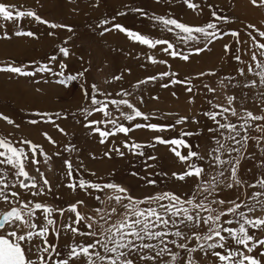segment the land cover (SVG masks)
<instances>
[{"label": "rangeland", "instance_id": "rangeland-1", "mask_svg": "<svg viewBox=\"0 0 264 264\" xmlns=\"http://www.w3.org/2000/svg\"><path fill=\"white\" fill-rule=\"evenodd\" d=\"M0 2L15 5L16 10L30 9L44 20L67 25L73 29V32H68L67 29H49L47 25L36 23L28 17L15 23L0 20V24H4V27L0 28V67L12 64L14 66H28L26 70H32L38 66L35 62H39L49 64V67L53 69V72L37 73L33 77H21L0 72V114L11 118L20 125V128L16 129L13 125H8L5 121L0 120V135L6 136L16 146H19L21 138L29 139L40 145L44 152L51 157L48 163H45L44 157L38 154L37 158L40 163L35 166L29 164L26 169L31 175L38 178V173L35 171V168L38 167L51 183V195L36 197L37 201L45 202L50 206L66 208L69 204L75 203L76 200L83 199L87 206H79L78 211L81 214L94 217L97 216L94 211L95 208L110 210L116 206L115 201L111 203L105 201L101 204L84 192L69 190L65 186L69 181L64 175L66 171L63 167L64 160H70L74 168L80 169L79 175L74 172V180L84 178L99 183H115L127 188L130 194L137 198L164 191H171L182 198H187L191 195L195 183L198 181L193 180V178L178 181L172 177L171 173L182 172L184 165L169 150L170 146L157 144L155 148L143 149L145 156H133L127 149L123 148V142L128 140V142L135 141L148 144L153 142L151 138L154 135H162L165 139H172L179 138L181 130L199 132L200 135L186 136L184 139L192 145V150L206 156L212 148L216 147L214 139L210 138L213 134L208 131L209 128H215L216 124L203 113L220 110L213 109L208 101L229 107L226 97H236L231 107L237 110L238 115L231 116L230 113H225L227 121L222 116H218L217 119L221 122L230 121L236 124L238 128L243 123L239 117L245 111H250L254 115H264V111H262L264 104L260 103L259 99V93L264 92V88L242 87L243 84L251 80H256L258 85V77L251 73L240 76L237 71L239 68H244L247 71L248 64L254 66L249 51L251 39L248 33L251 29H248L247 25L253 24L256 28L264 31V7L253 6L249 0H192L193 3L200 5L196 11L187 8L183 0H160L159 3L157 0H0ZM132 8L143 9L149 16L171 17L191 26H203L211 20L218 24L222 32H239V39L242 43L237 44L231 35L222 36L221 39L214 40L206 51L195 54L194 49L204 47L206 43L202 36L199 43H181L176 35L178 30L173 29L172 32L162 30L159 25H154L150 19L141 16L140 13L130 11ZM213 11L219 16L227 17L228 22L215 21L211 16ZM121 12L125 15H117ZM113 17H115L114 20ZM101 20H109L110 23L100 25ZM113 24H120L151 39L168 40L174 44L173 50L184 54L191 53L189 60L173 58L159 50L166 45H157L156 49H151L146 45H140L129 40L125 34L117 30L104 32V35H100L105 28H111ZM97 25L100 26L97 27ZM17 28L23 31H31L35 33V36H15L13 33ZM49 31L55 34L49 36ZM4 32L8 33L9 38H3ZM253 35H256L257 39H261L256 33ZM225 44L229 45L228 52H225ZM59 47H67L69 56L64 57L59 53ZM237 48H240V52L236 51ZM52 55L56 56V61L50 62L49 58ZM235 55H240L241 60H235L233 58ZM149 56H153L157 60H165L167 63L153 64L148 60ZM61 63L67 65L64 70L65 75H76L83 71L84 76L71 81L67 87L57 84L56 81L61 77L55 73L60 71L59 65ZM161 72H174L177 74L173 77L174 79L186 81V83L170 84L168 88H163L161 84L170 83V78L165 77L162 80L158 79L142 84L138 88L133 87L138 81L158 75ZM201 73H205V75L201 76ZM115 76H121L122 79L116 81L113 79ZM234 84L238 86L233 87ZM93 85L98 89L96 94L98 99H128L140 111L151 117L149 121L137 118L132 122L133 124L174 125L180 116H187L189 120L183 125H176L175 130L170 129L163 133H154L148 129H138L129 133L128 137L121 133L115 137H109L105 144H100L99 134L90 132L89 128L84 127V125L88 123V120L106 118L103 117L102 113L93 112L92 116L85 120L80 112V109L89 106V101L83 97L82 87L83 90L91 93ZM187 87H192L193 91L187 92L185 90ZM37 88L41 91L37 92ZM208 88L215 89V92H209ZM121 91H127L131 95L127 97L118 96L117 93ZM190 99L193 101L192 103H189ZM121 110L129 111L125 106H121ZM109 111L112 112L113 118L119 117V112L114 105L109 104ZM44 112L52 117L55 124L64 129L63 133L53 124L45 123L41 117L34 115ZM56 113H60L61 117H56ZM192 117H195L199 123H193ZM29 119H37L40 122L31 125L27 123ZM120 122L125 126H130L128 121L121 119ZM258 124L264 126V120L251 121L250 126L241 131V135L236 137L235 141H225L224 137L216 136L217 139L225 143L226 147L236 149V151L231 152L230 156L229 153L225 152L222 158L240 161L238 176L247 184H255L258 180L264 179V139H260L259 143L253 139L254 137H264V131H257ZM97 126L102 130L112 129L110 124ZM44 132H47L56 141L55 145L42 135ZM225 135H227V131H225ZM244 137L248 138L246 142ZM65 145L74 146L75 151L65 150ZM113 146L121 147L125 156L120 157L111 153L109 157H105V151ZM24 147L27 151V146ZM178 150L183 155L187 154V149L180 148ZM56 152H60L61 155H53ZM148 155L155 156L157 159L155 161L146 160ZM146 163L151 164L152 167L147 168ZM196 163L206 168L208 174L204 176L205 180L210 179V176L215 174V169L208 168L207 161H196ZM8 171L7 180H16L17 178L11 174L14 170L9 169ZM92 172H95L96 175L92 176ZM133 172L138 175L133 176ZM147 179L155 180L156 184H147ZM9 190L20 191L18 188ZM255 190H259L258 187ZM253 191L254 189L247 188L245 185L239 189L229 190L225 188L217 192L215 196L217 199L225 200L239 197L237 203L243 201L245 204H251L253 202L248 197ZM108 194L111 192L107 190L106 192L94 193V195L101 196L102 200ZM23 198L28 200L31 197L30 194L25 193ZM146 206L143 205V207ZM228 206L230 205L226 204L224 207ZM212 207L218 208L217 205H212ZM7 208L8 205L0 204V209ZM118 210L123 211V209ZM241 210L252 218H264V208L260 206H256L252 213L248 212L247 207H242ZM69 215L73 214L66 213L64 217L57 215L55 217L58 221L57 227H59L61 220L70 223ZM201 215H207V213H201ZM228 218L231 217H225V219ZM118 219L121 217L113 215L110 222H115ZM93 228L97 232L102 231L99 224H94ZM251 231L255 232L257 238H264V230ZM52 242L63 246L68 241L61 237L59 240L52 238ZM152 243L156 242L152 241ZM189 243L191 246L195 244L194 241ZM170 247L173 251H181L175 246L170 245ZM259 251H264V248L258 249L257 255ZM181 255L184 256L185 254L181 251ZM193 256L198 264H211L214 259L211 256L205 257L202 252L194 253ZM165 259L169 258L165 257Z\"/></svg>", "mask_w": 264, "mask_h": 264}, {"label": "snow or ice", "instance_id": "snow-or-ice-1", "mask_svg": "<svg viewBox=\"0 0 264 264\" xmlns=\"http://www.w3.org/2000/svg\"><path fill=\"white\" fill-rule=\"evenodd\" d=\"M157 2L159 3L160 0H157ZM249 2L256 7H264V0H249ZM183 3L193 11L200 8V5L193 3L192 0H183ZM130 11L140 13L141 16L150 19L154 25H159L162 30L169 32H172L173 29L178 30L176 35L181 43H199L202 36L206 43L204 47H196L194 49L195 54L206 51L214 40L221 39L222 36L231 35L235 38L237 44L242 43L239 39V32H222L218 24L211 20L203 26H191L163 15L149 16L140 8H132ZM117 15L122 16L125 13L121 12ZM211 16L215 21L228 22L227 17L219 16L215 11L211 13ZM25 17L33 19L36 23L45 24L49 29H67L68 32H73L70 26L51 23L42 19L35 11L30 9L16 10L15 5L0 2V20L15 23ZM114 19L115 17H113ZM109 23V20L100 21V25ZM100 25H97V27ZM3 27L4 24H0V28ZM247 27L251 29L248 33L251 39L249 51L254 66L248 64L247 71L244 68H239L237 71L240 76L251 73L259 80L258 85L256 80H251L243 84L242 87L264 88V59H258V57L264 58V42H261L264 40V31L256 28L253 24H249ZM113 30L125 34L129 40L140 45H146L151 49H156L157 45H166V47H161L159 50L173 58L178 57L181 60L188 61L191 55V53L184 54L173 50L175 46L168 40L151 39L120 24H113L111 28H105L100 35ZM253 33H256L261 39H257V36ZM54 34L52 31L48 32L49 36ZM13 35L34 37L35 33L17 28ZM3 38H9L7 32H4ZM224 49L225 52H228L229 45L225 44ZM58 51L64 57H68L70 54L67 47H59ZM236 51L240 52V48H237ZM233 58L237 61L241 60L240 55H235ZM148 60L153 64L167 63V61L157 60L153 56H149ZM49 61H56V56L52 55ZM35 63L38 66L32 70H26L28 66L7 64L0 67V72H7L21 77H33L37 73L53 72L49 64ZM59 68L60 71L55 75L61 78L56 83L64 87H67L71 81H75L78 77L84 76L83 71L76 75H65L64 70L67 65L64 63H61ZM85 71L87 70L85 69ZM176 75L174 72H161L158 75L149 76L138 81L133 87L138 88L142 84L158 79L162 80L165 77L170 78V83L161 84L163 88H168L170 84L186 83V81L174 79L173 77ZM200 75L203 76L205 73ZM113 79L119 81L122 77L115 76ZM232 86L237 87L238 85L234 84ZM185 90L191 93L193 88L187 87ZM39 91L41 89L37 88V92ZM208 91L215 92V89L208 88ZM82 92L84 99L89 101V106L80 109L85 120H88L93 112L102 113L103 117L106 118L88 120V123L84 125V127L89 128L90 132L99 134L100 144H105L109 137H115L121 133L128 137L129 133L138 129H148L154 133H163L170 129L175 130L176 125H183L189 120L187 116H180L176 119L174 125L133 124L132 122L137 118L149 121L151 117L140 111L128 99H98L96 95L98 89L95 85L92 86L91 93L83 90V87ZM117 95L127 97L131 93L121 91ZM226 99L229 107L208 101L213 109L220 110L205 111L203 113L204 116L216 124L215 128L208 129L209 133L213 134L210 138L214 139L216 147L212 148L206 156L192 150V145L184 139L186 136L200 135L199 132L181 130L179 138L165 139L162 135H154L151 138L153 142L148 144L135 141L128 142V140H125L122 144L123 148L127 149L133 156H145L143 149L155 148L157 144L170 146L169 150L184 165V170L180 173L172 172V177L178 181H185L188 178L198 181L195 183L191 195L187 198H182L171 191L137 198L131 195L127 188L115 183H99L84 178L74 180V172L79 175L80 169L74 168L70 160H64L63 167L66 169L64 175L69 181L65 186L69 190L84 192L101 204L105 201L108 203L115 201L116 206L110 210L95 208L96 217L84 215L78 211L79 206H87L83 199L76 200L75 203L69 204L66 208L50 206L45 202L37 201L36 197L51 195V183L38 167L35 168L38 178L31 175L26 169L29 164L35 166L40 163L37 158L38 154L44 157L45 163H48L51 157L44 152L40 145L29 139L21 138L19 146H16L6 136L0 135V149H2L0 151V166H4L0 167V204L8 205L7 209H0V264H198L193 256L197 252H202L205 257H213L211 264H264V251H259L258 255L256 254L258 249L264 248V238H257L255 232L251 231L264 230V218H252L241 210L242 207H247L248 212L252 213L256 206L264 208V199H261V197H264V179L258 180L255 184H247L246 181L242 180L238 176L240 161L238 159L222 158L225 152L229 153L230 156L231 152L236 151V149L226 147L224 142L216 138L219 135L224 137L225 141H235L236 137L241 135V131L250 126L251 121H262L264 115H254L250 111H245L239 117L243 121L239 128L230 121L221 122L217 117L222 116L227 121L225 113H230L231 116L238 115L237 110L231 107L236 97L227 96ZM259 99L260 103L264 104V92L259 93ZM192 102L190 99L189 103ZM109 104L115 106L119 112V117L113 118L112 112L109 111ZM121 106H125L129 111L121 110ZM34 115L41 117L45 123L53 124L61 133L64 132V129L55 124L48 113H35ZM55 115L58 118L61 117L60 113ZM121 119L128 121L130 126L121 123ZM0 120L5 121L8 125H13L16 129L20 128L19 124L3 114H0ZM39 122L37 119L27 121L31 125H36ZM192 122L199 123L195 117H192ZM99 124H110L112 129L102 130L97 126ZM225 131H227V135H225ZM257 131H264V126L258 124ZM42 135L51 144L55 145L56 141L47 132L42 133ZM243 139L246 142L248 138L244 137ZM253 139H256L259 143L260 139H264V137H254ZM180 148L187 149V154H181V151L178 150ZM65 150L75 151V148L74 146L65 145ZM111 153H115L120 157L125 156V152L119 146L109 148L105 151L104 156L109 157ZM53 155L60 156L61 153L56 152ZM156 159L157 157L151 155L146 157V160L155 161ZM196 161H207L208 168L215 169V174L211 175L210 179L205 180L204 176L208 174L207 170L204 166L198 165ZM226 165L227 167H225ZM145 166L147 168L152 167L151 164L147 163ZM81 168H83V165H81ZM9 169L14 170L11 174L17 178L16 180H7ZM84 170L88 171L87 169ZM91 175L95 176L96 173L92 172ZM132 175L136 176L138 174L133 172ZM147 184L154 185L156 181L147 179ZM245 185L247 188L254 189L248 197L253 202L251 204H245L243 201L237 203L239 197L225 200L217 199L215 196L217 192L225 188L229 190L239 189L245 187ZM257 187L259 190H255ZM17 188L20 191L9 190ZM106 190L111 194L106 195L104 200L101 199V196L94 195V193L106 192ZM25 193L30 194L31 198L25 200L23 198ZM210 197L212 199H209ZM164 201H167V203H164ZM226 204L230 206L225 208ZM143 205L147 206L143 207ZM212 205H217L219 210L212 207ZM118 209H123V211ZM66 213L73 214L68 216L70 223L61 220L59 221V227H57L58 221L55 217L57 215L64 217ZM201 213H207V215H201ZM113 215H118L121 219L110 222ZM225 217L231 218L225 219ZM94 224H99L102 231L97 232L93 228ZM61 237L68 241L63 246L52 242V238L59 240ZM89 240L91 242H86ZM152 241L156 243H152ZM190 241L195 242L194 246L190 245ZM170 245L175 246L185 255L182 256L181 251H173ZM165 257L169 259L166 260Z\"/></svg>", "mask_w": 264, "mask_h": 264}, {"label": "bare ground", "instance_id": "bare-ground-1", "mask_svg": "<svg viewBox=\"0 0 264 264\" xmlns=\"http://www.w3.org/2000/svg\"><path fill=\"white\" fill-rule=\"evenodd\" d=\"M257 13V12H256ZM260 13V12H259ZM261 20V19H260ZM258 59H261V58H258ZM244 60V59H243Z\"/></svg>", "mask_w": 264, "mask_h": 264}]
</instances>
